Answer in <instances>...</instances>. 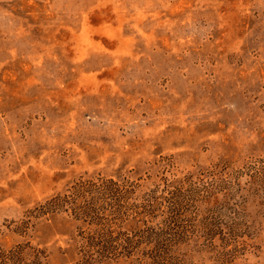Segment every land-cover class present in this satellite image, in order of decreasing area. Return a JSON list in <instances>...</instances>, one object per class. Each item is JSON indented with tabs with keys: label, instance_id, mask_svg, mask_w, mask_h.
<instances>
[{
	"label": "rangeland",
	"instance_id": "1",
	"mask_svg": "<svg viewBox=\"0 0 264 264\" xmlns=\"http://www.w3.org/2000/svg\"><path fill=\"white\" fill-rule=\"evenodd\" d=\"M97 177L129 183L107 253L98 221L30 212ZM23 243L43 264H264V0H0V251Z\"/></svg>",
	"mask_w": 264,
	"mask_h": 264
},
{
	"label": "trees",
	"instance_id": "2",
	"mask_svg": "<svg viewBox=\"0 0 264 264\" xmlns=\"http://www.w3.org/2000/svg\"><path fill=\"white\" fill-rule=\"evenodd\" d=\"M128 185L129 183L126 181L119 182L107 177L80 178L72 185L69 192L51 195L30 212L32 216L38 217L71 207L77 215L89 217L91 221H98L96 223L99 224V227L90 238L99 245L102 252H111L117 247L115 244L117 237L112 229V219L121 213L122 207L128 208L122 201L128 192ZM185 190L188 189L183 190L181 186H178L175 190L169 191L170 194L165 197L169 202L170 216H176L180 207L187 203L186 199L183 201L188 194ZM147 204L152 205L149 201ZM134 206L138 205L134 204ZM129 240L130 238L127 237L126 241L129 242ZM41 252L40 249L28 243L18 244L13 248L0 251V264H43L40 259Z\"/></svg>",
	"mask_w": 264,
	"mask_h": 264
}]
</instances>
